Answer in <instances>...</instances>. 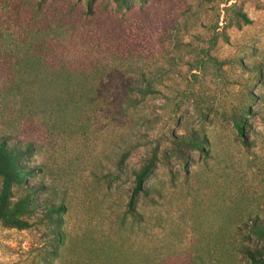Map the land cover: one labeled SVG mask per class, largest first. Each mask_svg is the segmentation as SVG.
I'll use <instances>...</instances> for the list:
<instances>
[{"label": "rangeland", "instance_id": "374dc122", "mask_svg": "<svg viewBox=\"0 0 264 264\" xmlns=\"http://www.w3.org/2000/svg\"><path fill=\"white\" fill-rule=\"evenodd\" d=\"M38 2L0 0V140L31 143L12 196L33 200L26 229L0 225V264H251L239 247L264 259L246 230L264 225V0ZM42 34L45 66L28 65L20 44ZM62 69L84 73L75 90H54ZM146 82L144 97L117 89ZM151 154L147 195L123 218Z\"/></svg>", "mask_w": 264, "mask_h": 264}, {"label": "trees", "instance_id": "16d2710c", "mask_svg": "<svg viewBox=\"0 0 264 264\" xmlns=\"http://www.w3.org/2000/svg\"><path fill=\"white\" fill-rule=\"evenodd\" d=\"M47 0H39L38 6L45 4ZM86 5L89 8L90 4L94 0H85ZM114 4L115 10L124 11L128 10L131 6V0H111ZM51 15L53 17H62L63 13L61 10H53ZM245 24L247 21L243 16H240ZM46 34V33H44ZM48 35H43L42 38L39 36L36 39L33 37H28L25 41H22L20 45L25 48L23 50V57L26 64L32 66H45V57L42 54L45 49H48L50 45H47V41L44 37ZM36 50L35 55L33 53ZM53 77L57 78L54 83V90L58 92H70L78 87L77 79L83 77L84 73H71L65 70L60 71H50ZM128 89V92L132 89L139 94L141 97L152 94L154 91L151 85L146 82L140 88L125 86L119 87L117 89ZM131 88V90H130ZM88 105H94L92 100L87 101ZM125 109L133 107L134 105L129 98H124L120 102ZM124 109V110H125ZM232 127L238 136L242 135L243 132V122L242 118H236L232 120ZM7 140V139H6ZM6 140H0V225L4 228L23 230L27 228V222L25 217L29 216L33 208V200L31 195L25 191V193L13 200L12 190L21 189L25 186L27 179L29 178V171L23 165L22 161L25 156H28L31 152V143H27L25 146L20 148L18 145H8ZM200 143L196 141L190 142V146L194 150H200ZM126 154H122L118 161V168L123 166V162L126 160ZM157 163V157L155 154H151L144 163L138 168L136 172L133 173L132 185L130 189V194L125 204V211L123 212V218L126 216L134 217L135 207L140 196H146L147 191L145 189V182L152 175ZM249 235L254 236L257 239H262L264 237V225L259 224L256 221L252 222L247 228ZM237 252L240 253L246 260L251 264H264V259L257 251H250L247 248L239 247Z\"/></svg>", "mask_w": 264, "mask_h": 264}]
</instances>
